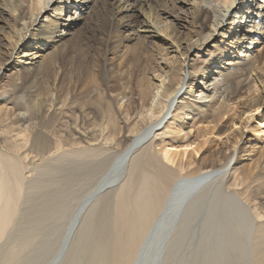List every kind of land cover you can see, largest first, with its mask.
Listing matches in <instances>:
<instances>
[{
    "label": "bare ground",
    "instance_id": "1",
    "mask_svg": "<svg viewBox=\"0 0 264 264\" xmlns=\"http://www.w3.org/2000/svg\"><path fill=\"white\" fill-rule=\"evenodd\" d=\"M71 1L0 0V47L6 33L33 50L0 74V237L51 182L62 202L88 191L86 209L116 195L98 225L119 233L98 234L91 261L142 264L145 236L173 225L207 232L228 263L264 264V0ZM78 37L98 45L69 67ZM81 154L96 157L83 178L48 177Z\"/></svg>",
    "mask_w": 264,
    "mask_h": 264
},
{
    "label": "rangeland",
    "instance_id": "2",
    "mask_svg": "<svg viewBox=\"0 0 264 264\" xmlns=\"http://www.w3.org/2000/svg\"><path fill=\"white\" fill-rule=\"evenodd\" d=\"M71 2H73V0ZM67 5L69 7L64 8L63 14L59 15V17H61L62 19L66 18V13L76 15L74 12L76 10V7H72V3H68ZM80 14H82V16L86 15L87 17H89L88 12L86 11V8L82 9L81 12L77 13V15H80ZM72 28L73 30H77L78 33L80 31L83 32L84 21H80L77 23L75 22ZM82 36H83V33H82ZM3 39L5 40V42H3L5 43V46L0 47V57L5 58L6 65H3V67L0 70V74L2 76L4 75V73H6L7 71L6 69H8L9 66H13L14 64L15 65L21 64L22 61L27 58V53L30 52V50H32L31 48H27V50L25 51L24 45H18L17 48L13 50L11 48L12 46L11 43H14L15 42L14 40H16V38L15 37L13 38L11 35L8 36V34L5 33V37H3ZM84 40L82 41V39L78 37L77 39L69 41L68 45L71 48H74V47L77 48V50H75V52L77 53L73 52L71 54L70 52L71 56H68V59L66 60L68 61V63H71V64H68L69 67L74 63L78 65L79 61L81 63V60L84 61L87 57H89L88 54H90L89 52L90 50H92V45L95 46L96 44L95 42L93 43L92 39L87 38ZM81 41L83 42V44H81ZM97 45L98 44H96V46ZM60 64L61 63H59V65ZM43 76L44 74L40 72V73L33 75L30 78L26 77L25 85L27 86L37 85L38 86L41 84ZM223 138L224 137H217L216 140L212 142V144L218 146L219 141ZM256 142H257V139L254 138V142L252 146L256 144ZM93 157L94 155L84 154L83 156L81 154L75 160H73L72 158L71 159L67 158L63 163H61L54 170L49 171L50 174H48V177L51 178L52 176V178H54L58 175H66V176L69 175L70 177L69 170H71L72 167H75V172H76L75 176L83 178L89 166L94 162ZM94 158L96 159V157ZM121 169L119 168L118 170H121ZM69 177H66V179ZM55 189H56V185H52L50 182L49 186L42 189L43 192L46 191L45 192L46 194L41 193V192L39 193L38 191L29 197H26V198L24 197L23 199H21V206L15 213L16 216L14 215L13 221L7 227L5 232L1 233V234H4V236L0 237V264H7L8 261H9L8 264H50L51 257L57 251L58 252L55 255L57 257V260H56L57 263L55 262V264H105V263L111 264L112 262L110 259L101 262L98 259L96 261L95 260L93 261L92 259L91 261L90 258L94 254L93 249L95 248L96 240L100 234H105V238L108 237L109 239L112 237V241H111L112 243L110 242L111 243L110 245L114 244L113 239L116 236L113 237V234H116L119 228L115 232V229H114L115 227L111 224V222L109 226H100L98 225V222L101 221V218L109 219V217L112 215V212H113L112 207H113V204L115 201L114 199L116 195L113 193L109 194L106 198H103L99 202V204H97L98 207L97 205L94 206L92 201H89V200H93L92 198L89 199L87 201L88 204H86L85 206L88 205L90 210H87L89 209L88 206H87V209L85 207L84 208L82 207V203H83L82 201L85 199L83 197H85L88 191L85 193L84 191H77L75 194H73L72 197L66 198L62 202L58 196L60 194L54 191ZM56 195H57V198H56ZM53 196L55 197L54 199H53ZM43 200L45 201L47 200V203L49 202L47 204L48 206L43 205L42 203ZM52 201L53 202L56 201V203L55 202L53 203ZM89 203L92 206L89 205ZM79 208H80V211H82L81 209H83V212H79L78 211ZM84 209H86L88 213ZM74 222H76L75 225H74ZM153 230H155V228ZM124 231L125 230H123V234H126V231L125 233ZM151 232L152 231H150L149 234L147 233L148 235L145 236L144 240L146 244L143 243L144 245H142L141 251L139 253V255L144 254L142 256V264H146L148 260L146 261V263H144L145 259L150 258L149 262L147 263L149 264L151 262L150 261L151 258L154 259V257H156V261L154 259L151 262L152 264H234L233 262L228 263L222 258L219 259L220 256L218 255L217 250L215 251L213 250V246H212L213 241H211V245L210 244L208 245L206 241L207 232L205 231L202 236H201V233L199 232L198 233L199 235L197 237L198 240H196L195 238V240L193 241H192L193 238L190 240L191 238L190 235L192 231H189L186 229L182 230L181 228L175 227L173 225L169 226V230L168 229L165 230L167 237H166V234L164 233L162 234L164 237L157 236L156 238H153ZM106 233L108 235H106ZM153 234L155 235V232H153ZM184 237H185V240H184ZM29 238L30 240L34 238L33 242L31 243L28 242ZM153 240L154 242H152ZM149 244H150V248L153 247L151 249V252L142 253L145 250L146 246L147 245L149 246ZM113 247L114 246H111V248ZM79 258H81L80 259L81 262ZM108 258H111V253L109 254ZM139 264H141V262Z\"/></svg>",
    "mask_w": 264,
    "mask_h": 264
}]
</instances>
